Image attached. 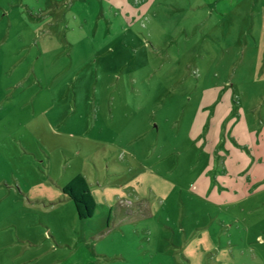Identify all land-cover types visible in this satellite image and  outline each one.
<instances>
[{"label":"rangeland","instance_id":"374dc122","mask_svg":"<svg viewBox=\"0 0 264 264\" xmlns=\"http://www.w3.org/2000/svg\"><path fill=\"white\" fill-rule=\"evenodd\" d=\"M0 264H264V0H0Z\"/></svg>","mask_w":264,"mask_h":264},{"label":"trees","instance_id":"16d2710c","mask_svg":"<svg viewBox=\"0 0 264 264\" xmlns=\"http://www.w3.org/2000/svg\"><path fill=\"white\" fill-rule=\"evenodd\" d=\"M62 192L72 200L79 218L90 217L95 210L94 198L85 177L77 173L61 188Z\"/></svg>","mask_w":264,"mask_h":264},{"label":"crops","instance_id":"0c3cea01","mask_svg":"<svg viewBox=\"0 0 264 264\" xmlns=\"http://www.w3.org/2000/svg\"><path fill=\"white\" fill-rule=\"evenodd\" d=\"M22 1V0H21ZM116 225V222L114 221V226ZM259 238H261V237H259ZM261 240V239H260ZM254 258V257H253ZM255 261L257 260V257H255V259H254Z\"/></svg>","mask_w":264,"mask_h":264}]
</instances>
